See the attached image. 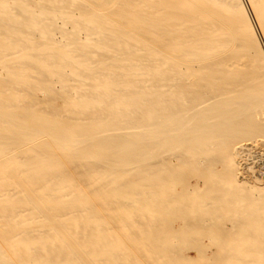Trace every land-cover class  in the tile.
<instances>
[{
	"label": "bare ground",
	"instance_id": "6f19581e",
	"mask_svg": "<svg viewBox=\"0 0 264 264\" xmlns=\"http://www.w3.org/2000/svg\"><path fill=\"white\" fill-rule=\"evenodd\" d=\"M254 152L264 0H0V264H264Z\"/></svg>",
	"mask_w": 264,
	"mask_h": 264
},
{
	"label": "rangeland",
	"instance_id": "374dc122",
	"mask_svg": "<svg viewBox=\"0 0 264 264\" xmlns=\"http://www.w3.org/2000/svg\"><path fill=\"white\" fill-rule=\"evenodd\" d=\"M262 44V43H261ZM263 46V45H262ZM264 152H262V153H256V152H254V154L253 153H251V154H249L248 156H247V161H246V163H247V166L248 167H251L252 169V171H257L260 167H263V165H264V154H263ZM251 155V156H250ZM250 156V157H249ZM254 161H255V163H254ZM259 161V162H258ZM249 163V164H248Z\"/></svg>",
	"mask_w": 264,
	"mask_h": 264
}]
</instances>
